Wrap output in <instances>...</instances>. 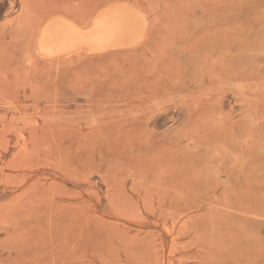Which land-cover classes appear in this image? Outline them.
<instances>
[{"label":"rangeland","instance_id":"obj_1","mask_svg":"<svg viewBox=\"0 0 264 264\" xmlns=\"http://www.w3.org/2000/svg\"><path fill=\"white\" fill-rule=\"evenodd\" d=\"M0 264H264V0H0Z\"/></svg>","mask_w":264,"mask_h":264},{"label":"bare ground","instance_id":"obj_2","mask_svg":"<svg viewBox=\"0 0 264 264\" xmlns=\"http://www.w3.org/2000/svg\"><path fill=\"white\" fill-rule=\"evenodd\" d=\"M105 14V13H104ZM104 16V15H103ZM95 19V18H94ZM102 20V19H101ZM93 21V20H92ZM92 28L93 29H95V31L93 32V34H92V37L91 38H93L92 40H99V39H101V34H100V32L98 31V20L96 21H93L92 23ZM87 29V28H86ZM89 42H92V41H89Z\"/></svg>","mask_w":264,"mask_h":264}]
</instances>
